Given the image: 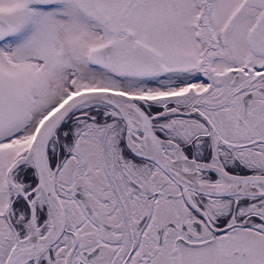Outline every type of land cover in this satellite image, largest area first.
Segmentation results:
<instances>
[{
  "label": "snow or ice",
  "instance_id": "snow-or-ice-1",
  "mask_svg": "<svg viewBox=\"0 0 264 264\" xmlns=\"http://www.w3.org/2000/svg\"><path fill=\"white\" fill-rule=\"evenodd\" d=\"M0 264H264V0H0Z\"/></svg>",
  "mask_w": 264,
  "mask_h": 264
}]
</instances>
